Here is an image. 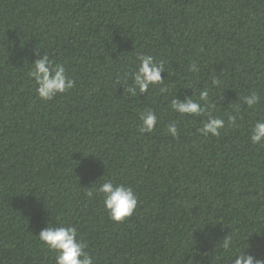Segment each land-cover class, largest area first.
Returning <instances> with one entry per match:
<instances>
[{
	"label": "trees",
	"instance_id": "1",
	"mask_svg": "<svg viewBox=\"0 0 264 264\" xmlns=\"http://www.w3.org/2000/svg\"><path fill=\"white\" fill-rule=\"evenodd\" d=\"M36 49L75 83L47 102L25 75ZM138 55L163 64L167 93L127 91ZM202 86L225 119L215 138L198 133L206 116L169 107ZM145 108L158 123L142 135ZM261 118L264 0H0V264H55L37 238L49 223L76 227L94 264H232L214 249L228 233L264 257ZM105 180L138 197L122 223L86 195Z\"/></svg>",
	"mask_w": 264,
	"mask_h": 264
},
{
	"label": "clouds",
	"instance_id": "2",
	"mask_svg": "<svg viewBox=\"0 0 264 264\" xmlns=\"http://www.w3.org/2000/svg\"><path fill=\"white\" fill-rule=\"evenodd\" d=\"M36 59L30 64L25 73L26 78L32 83L37 98L47 102L53 100L60 94L71 90L74 80L69 77L63 63H56L47 54L40 55V50L34 52ZM136 69L131 75V85L127 91L133 95L137 92L144 94L150 88H157L160 94L168 92L161 73L164 71L162 63L156 62L151 55H138ZM189 71L198 72L195 62L189 65ZM220 84L219 79L213 78L211 86ZM210 88L202 86L198 95L193 98L185 96L184 99L175 98L173 95L169 101L172 112L180 117H205L202 127L198 129L199 135L203 137H218L221 130L225 128V119L212 114V106L209 104ZM261 102V97L256 91L240 98V104L248 108H254ZM234 111L239 112V104L234 106ZM236 115L228 116V124L236 126ZM140 134H151L158 123V117L151 108H145L139 113ZM167 134L173 139L180 133L177 122L172 121L167 125ZM249 141L252 145L264 146V118H261L250 126ZM98 195L107 216L111 222L122 223L130 218L138 205V197L132 188L125 184H114L111 180H105L95 189H89L86 195L93 197ZM41 245L54 254L55 264H94L92 257L86 251L88 245L79 236L77 228L72 225L47 224L38 235ZM248 240V239H247ZM250 246H240V238L235 233H228L216 245L218 259L227 257L232 264H264V257L246 254Z\"/></svg>",
	"mask_w": 264,
	"mask_h": 264
}]
</instances>
